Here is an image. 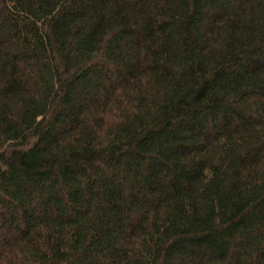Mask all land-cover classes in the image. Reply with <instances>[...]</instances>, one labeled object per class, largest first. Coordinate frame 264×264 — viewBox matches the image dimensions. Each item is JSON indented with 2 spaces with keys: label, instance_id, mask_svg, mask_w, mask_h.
<instances>
[{
  "label": "trees",
  "instance_id": "trees-1",
  "mask_svg": "<svg viewBox=\"0 0 264 264\" xmlns=\"http://www.w3.org/2000/svg\"><path fill=\"white\" fill-rule=\"evenodd\" d=\"M0 264H264V0H0Z\"/></svg>",
  "mask_w": 264,
  "mask_h": 264
}]
</instances>
